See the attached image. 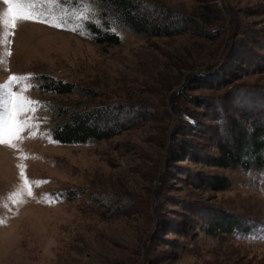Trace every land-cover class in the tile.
Returning a JSON list of instances; mask_svg holds the SVG:
<instances>
[{"label":"rangeland","instance_id":"obj_1","mask_svg":"<svg viewBox=\"0 0 264 264\" xmlns=\"http://www.w3.org/2000/svg\"><path fill=\"white\" fill-rule=\"evenodd\" d=\"M152 1L193 14L200 30L149 35L109 16L120 40L100 43L85 26L98 21L96 4L65 28L0 20V85L31 74L11 88L39 101L22 117L37 127L16 148L0 144V264H264V168L211 162L232 118L264 108V0ZM36 2L47 17L86 11L88 0ZM43 72L89 90L42 91ZM112 102L134 104L137 124L99 141L53 137L60 105ZM221 213L238 226L213 236L207 223Z\"/></svg>","mask_w":264,"mask_h":264},{"label":"trees","instance_id":"obj_2","mask_svg":"<svg viewBox=\"0 0 264 264\" xmlns=\"http://www.w3.org/2000/svg\"><path fill=\"white\" fill-rule=\"evenodd\" d=\"M98 21L91 19L85 26L95 41L119 42V35L111 29V20L127 28L149 35H173L188 29L200 30L196 16L178 13L152 0H97ZM38 88L55 93H84L89 89L74 80L56 78L48 73L36 76ZM64 116L52 126L53 137L61 142L84 143L108 139L137 124L134 104L112 102L85 109H71L60 105L58 112ZM197 123V122H196ZM225 138L217 140L220 150L213 155L212 164L223 167L264 168V108L241 113V119L232 118ZM218 188H225L226 178L214 180ZM77 190H69L68 198L77 196ZM120 209L118 207L114 208ZM119 212V211H118ZM120 212L125 213V209ZM238 220L224 213L213 214L207 223V232L213 236L233 231Z\"/></svg>","mask_w":264,"mask_h":264},{"label":"snow or ice","instance_id":"obj_3","mask_svg":"<svg viewBox=\"0 0 264 264\" xmlns=\"http://www.w3.org/2000/svg\"><path fill=\"white\" fill-rule=\"evenodd\" d=\"M3 3L7 5V10L0 17L2 23L7 28H14L16 23L22 21H36L42 23H48L53 27L65 28L70 23L75 25L80 21L86 20L89 13L96 11L95 4L97 0H88L86 11L84 9L66 13L63 10L57 14L53 8L48 10V16L45 17L43 11H38V4L36 0H3ZM15 10V14H14ZM72 31H79L80 29L72 26ZM9 33H4V43H8ZM6 55H11L10 52H6ZM31 79V74L28 76L18 77L13 75L9 78L8 84L0 85V88L7 89L6 98L4 101L5 109L3 116H0V144L8 145L12 148L17 147V141L21 140L20 133L27 128L37 127V125L31 123L28 119L22 118L26 112H32L35 110V106L39 105V101H34L31 98L23 95V89L20 93L13 92L11 85L18 83L19 81H28ZM20 174L24 179V187L28 191V195H32L31 186L25 176V165H20ZM39 184V181L32 182Z\"/></svg>","mask_w":264,"mask_h":264}]
</instances>
